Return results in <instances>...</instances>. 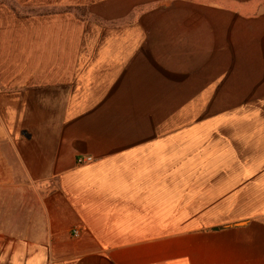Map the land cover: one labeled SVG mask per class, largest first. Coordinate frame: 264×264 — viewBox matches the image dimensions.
Returning <instances> with one entry per match:
<instances>
[{
    "label": "crops",
    "instance_id": "0c3cea01",
    "mask_svg": "<svg viewBox=\"0 0 264 264\" xmlns=\"http://www.w3.org/2000/svg\"><path fill=\"white\" fill-rule=\"evenodd\" d=\"M0 264H264V0H0Z\"/></svg>",
    "mask_w": 264,
    "mask_h": 264
},
{
    "label": "built area",
    "instance_id": "2783aa9c",
    "mask_svg": "<svg viewBox=\"0 0 264 264\" xmlns=\"http://www.w3.org/2000/svg\"><path fill=\"white\" fill-rule=\"evenodd\" d=\"M93 159H94V158H93L92 156H83V157L78 158V159H77V162H78L79 164H83V163L91 162V161H93ZM79 234H80V229H79L78 227H75V228L73 229V235H74L75 237H78Z\"/></svg>",
    "mask_w": 264,
    "mask_h": 264
}]
</instances>
